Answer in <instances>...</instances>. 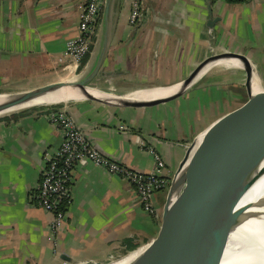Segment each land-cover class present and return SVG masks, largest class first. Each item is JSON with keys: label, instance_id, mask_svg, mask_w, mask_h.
I'll return each mask as SVG.
<instances>
[{"label": "crops", "instance_id": "obj_1", "mask_svg": "<svg viewBox=\"0 0 264 264\" xmlns=\"http://www.w3.org/2000/svg\"><path fill=\"white\" fill-rule=\"evenodd\" d=\"M133 1L110 0L104 27L102 1L90 51L78 69L69 71L65 45L77 34L86 0H0V92L84 77L96 65L104 40L92 85L118 95L177 85L199 61L224 51L264 66V0H142L135 24L129 21ZM242 77L234 63L220 62L203 70L183 94L158 105L123 107L80 98L55 108H63L94 147L118 162L148 172L158 154L166 177L197 123ZM191 101L203 110L189 126L178 118L189 115L195 107ZM49 108L0 114V264L117 259L140 243L153 215L142 208L127 179L90 162L75 166L66 220L55 242L51 213L31 198L44 153H53L61 140L48 121ZM161 193L153 196L155 206Z\"/></svg>", "mask_w": 264, "mask_h": 264}, {"label": "water", "instance_id": "obj_2", "mask_svg": "<svg viewBox=\"0 0 264 264\" xmlns=\"http://www.w3.org/2000/svg\"><path fill=\"white\" fill-rule=\"evenodd\" d=\"M109 4L110 0H105L103 27ZM213 21L211 17L207 25L211 26ZM105 48L104 40L96 65L84 77L54 81L15 93L0 92L6 95L0 101V114L23 107L63 103H31L61 87L78 89L84 95L81 99L123 107L154 106L183 94L206 65L233 62L243 73L240 83L216 102L190 133L165 178L144 238L129 253L114 259L126 260L125 264H225L230 239L250 220L254 206L253 202L244 205L240 202L264 174V66H252L241 53H215L199 61L174 93L136 100L92 85ZM108 97L112 101L105 99ZM235 259L234 263L240 264L243 257Z\"/></svg>", "mask_w": 264, "mask_h": 264}, {"label": "built area", "instance_id": "obj_3", "mask_svg": "<svg viewBox=\"0 0 264 264\" xmlns=\"http://www.w3.org/2000/svg\"><path fill=\"white\" fill-rule=\"evenodd\" d=\"M103 0H86L77 27V34L66 42V68L76 70L88 55L98 21L102 11ZM141 1L134 0L129 14L130 23H136L141 17ZM49 123L61 133V140L53 153L46 151L40 179L32 193V200L51 213L49 223L50 239L55 242L56 233L60 231L66 220V207L70 202V186L75 166L93 163L112 174L127 179L134 187L142 208L150 215L156 206L153 196L160 191L165 182L163 159L154 154V166L151 171L144 172L102 154L88 139L86 133L78 126L72 116L63 108L54 109L47 114ZM91 263L82 262L78 264ZM98 264V263H92Z\"/></svg>", "mask_w": 264, "mask_h": 264}, {"label": "bare ground", "instance_id": "obj_4", "mask_svg": "<svg viewBox=\"0 0 264 264\" xmlns=\"http://www.w3.org/2000/svg\"><path fill=\"white\" fill-rule=\"evenodd\" d=\"M209 65L212 64H208V66ZM172 87L143 90L128 95L127 97L136 100H148L162 97L177 91L179 89V84ZM91 93L96 97L104 98L103 96H100V94L94 92ZM5 97L6 95H0V101H2ZM83 97L84 95L78 89L72 87H61L57 90L46 93L45 95L33 100L31 103L52 104L80 99ZM105 99L112 101L110 97ZM249 202H253L254 204L251 208L252 213L250 220L241 226L230 239L225 264H237L234 262L236 260L235 258L238 257H243V259L239 260L242 262L240 264H264V174L258 178L255 184L244 195L240 205H244ZM125 263L126 260H114L104 264Z\"/></svg>", "mask_w": 264, "mask_h": 264}, {"label": "rangeland", "instance_id": "obj_5", "mask_svg": "<svg viewBox=\"0 0 264 264\" xmlns=\"http://www.w3.org/2000/svg\"><path fill=\"white\" fill-rule=\"evenodd\" d=\"M189 103V102H188ZM199 103H201L202 104V102H199ZM178 104H180V105H182L183 104V101H182V99L181 98H179V101H178ZM189 104H192V105H194L195 107H193L192 109L190 108L189 109V115H191L192 114V117H190L189 115H184V117L181 119V118H178V121L180 122V121H182V120H185V121H187L188 122V125L190 126V121L192 120H194V121H196L197 120V118H198V116H199V114H200V112L203 110V109H201V108H196V103H194L193 101H191ZM187 116V117H186ZM193 121V122H194ZM199 124V122L197 123V125ZM181 125L179 124V127H180ZM196 126V125H195ZM161 191V190H160ZM73 264H78V263H73ZM84 264H92V263H84Z\"/></svg>", "mask_w": 264, "mask_h": 264}, {"label": "trees", "instance_id": "obj_6", "mask_svg": "<svg viewBox=\"0 0 264 264\" xmlns=\"http://www.w3.org/2000/svg\"><path fill=\"white\" fill-rule=\"evenodd\" d=\"M229 2H239V1H242V0H228ZM85 59V58H84ZM56 106H58V105H46V106H42V107H50L49 108V111L48 112H50V111H52V110H54V109H57V108H55ZM40 107V106H39Z\"/></svg>", "mask_w": 264, "mask_h": 264}]
</instances>
